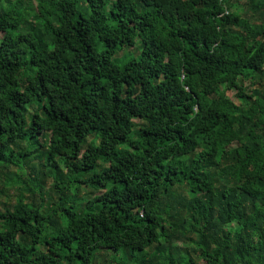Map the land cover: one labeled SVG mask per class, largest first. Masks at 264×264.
<instances>
[{"label":"trees","instance_id":"16d2710c","mask_svg":"<svg viewBox=\"0 0 264 264\" xmlns=\"http://www.w3.org/2000/svg\"><path fill=\"white\" fill-rule=\"evenodd\" d=\"M0 264H264V0H0Z\"/></svg>","mask_w":264,"mask_h":264},{"label":"rangeland","instance_id":"374dc122","mask_svg":"<svg viewBox=\"0 0 264 264\" xmlns=\"http://www.w3.org/2000/svg\"><path fill=\"white\" fill-rule=\"evenodd\" d=\"M131 50H134V49H131ZM136 50H137V48H136ZM122 53H123V52H120V54H122ZM234 93H235V91H232V92H231V95L234 96ZM234 99H235V97H234ZM137 134H138V131H135V132L132 133V136L135 137ZM16 188H17V187H16ZM17 189H18V188H17ZM25 193H26V192H25ZM26 194H27V193H26Z\"/></svg>","mask_w":264,"mask_h":264}]
</instances>
